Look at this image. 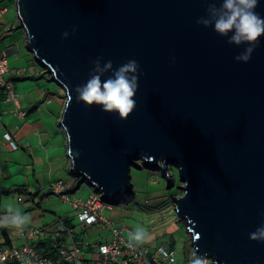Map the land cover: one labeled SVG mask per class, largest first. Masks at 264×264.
<instances>
[{
    "label": "water",
    "instance_id": "water-1",
    "mask_svg": "<svg viewBox=\"0 0 264 264\" xmlns=\"http://www.w3.org/2000/svg\"><path fill=\"white\" fill-rule=\"evenodd\" d=\"M208 3L15 0L29 48L65 89L73 170L120 202L135 195L133 165L161 169L168 184L174 165L184 183L175 210L194 252L264 264V242L249 238L264 223V35L247 63L237 61L248 45L197 23ZM255 11L264 17V0ZM97 57L101 68L139 64L136 107L125 120L75 100Z\"/></svg>",
    "mask_w": 264,
    "mask_h": 264
},
{
    "label": "crops",
    "instance_id": "crops-1",
    "mask_svg": "<svg viewBox=\"0 0 264 264\" xmlns=\"http://www.w3.org/2000/svg\"><path fill=\"white\" fill-rule=\"evenodd\" d=\"M8 6L10 9L1 18L4 21H0V43L4 47L6 46L9 55L16 57V64H21L24 60V50L32 55L34 53L28 46L27 34L22 26L17 9L15 8V11L10 5ZM7 14L10 17L9 19L6 17ZM33 56L41 63L35 54ZM41 65L40 69L34 64L29 66L10 64L11 67L16 69H23L21 74L15 77V81L22 82L20 84L16 83V90L18 93L17 101L20 107L26 110L25 116L14 112L16 102L9 99L5 89L0 87V188L25 187L28 191L25 193L29 196H20V204L31 198L32 201L36 200L38 197L34 196L36 192H39L40 195L46 192L54 193L51 185L55 181H65L68 190L75 192L82 186L81 184L78 187L79 182L86 180L73 170L67 133L61 122L67 101L65 89L48 71V68L42 63ZM39 69L44 71L41 75L44 80L49 75V81L56 82L59 88L46 86L43 81L37 80V76L31 74V72H37ZM28 79H34V81ZM17 126L18 130L13 133V137L20 144L21 150L10 148L3 136L4 131L15 130ZM8 128L9 130H7ZM12 151H15V153ZM153 177L155 178V176ZM10 193L0 192V217L6 214V208L9 204L16 206ZM6 195L9 197H5ZM169 200H167L168 203H170ZM36 206L43 207L48 212H55L47 209L42 204L40 205V202ZM32 207V205L27 207L26 204H22L19 209L24 213L26 209ZM73 210L74 213L67 211L65 216L58 217V219H53L46 214L42 215L40 212L37 213L39 217L35 219L33 213L30 212L31 220L26 226L43 228L42 233L30 239V242L43 246L44 240H47L48 244L52 245L54 243L52 233L57 229V225L62 219L69 225H75L78 236H80L76 238V242L84 252L91 253L95 248V242L111 240L112 231L109 224L108 227L104 223L82 226L75 216L77 210L74 208ZM38 237L40 238L38 239ZM16 239L20 240L19 243L16 242ZM7 240L10 241V245L17 243L19 245L16 246H20L28 239L22 234V229L0 227V243H7ZM85 240H88L90 244L83 243ZM170 242H173L172 238ZM93 255L96 256V252H93Z\"/></svg>",
    "mask_w": 264,
    "mask_h": 264
},
{
    "label": "built area",
    "instance_id": "built-area-1",
    "mask_svg": "<svg viewBox=\"0 0 264 264\" xmlns=\"http://www.w3.org/2000/svg\"><path fill=\"white\" fill-rule=\"evenodd\" d=\"M9 7L0 4V19L8 12ZM23 71L22 68H13L8 61L7 49L0 47V87L5 89L8 98L17 104L15 113L25 116L26 110L19 108L17 101V90L15 76ZM1 120V118H0ZM4 138L12 149L20 148V144L13 138L8 131L4 132ZM51 188L58 194L63 201L68 202L77 210L76 219L80 225L90 226L93 224L107 223L111 226L112 238L109 241L95 242L92 253L82 251L77 244L78 232L75 225H69L62 219L57 225V229L52 233L54 243H60L56 251L55 258L43 255L38 244L30 242L33 237L39 236L43 228L38 226H24L22 234L28 239L20 246L0 244V263L2 264H173L176 255L170 243H162L155 249L148 244L137 245L129 248L128 240L124 235L126 229L130 227L121 223L118 224L109 219L104 213L107 208H112L114 201L103 197V192L97 186L88 197L74 199L65 181L59 180L52 183ZM124 230V231H123ZM40 237H38L39 239ZM46 242V240H44ZM89 245L88 240L83 241ZM52 247H48V251ZM46 249V247L44 248ZM96 252V256L93 255ZM167 253V256H165ZM202 255V254H198ZM209 264H221L211 256H207ZM189 264V263H188Z\"/></svg>",
    "mask_w": 264,
    "mask_h": 264
},
{
    "label": "clouds",
    "instance_id": "clouds-1",
    "mask_svg": "<svg viewBox=\"0 0 264 264\" xmlns=\"http://www.w3.org/2000/svg\"><path fill=\"white\" fill-rule=\"evenodd\" d=\"M258 2L259 0H219V6H217V0H209L206 9L207 16L198 19L197 23L205 27H212L217 34L227 37L228 44L237 46L248 45L243 52L235 57L237 61L247 63L259 44V38L264 35V17H261L255 11ZM73 32H75V29H73ZM68 35V32H64L63 38H67ZM101 60L102 57H97L92 61L94 67L89 73L88 80L86 83L75 87V100L77 103L83 102L88 107L93 105L101 106L102 111L117 113L121 120H125L136 107L134 97L138 90L139 64L136 60L131 59L113 70L111 60L104 63L103 68L100 67ZM109 70H113L112 75L102 81L101 75ZM19 108H21L20 105ZM172 166L170 165V168ZM181 184L184 183L181 182ZM169 185L171 184H168V187ZM179 195L181 194H177V196ZM175 197L173 195L171 200H174ZM130 198L132 199L133 197ZM30 220L31 217L28 214L9 204L6 208V214L0 217V227L22 229ZM249 238L252 241L264 242V223L258 226L254 232L249 233ZM147 239V230L141 226H135L134 230L128 233V246L129 248H134L137 245L144 244ZM169 243L173 247V243ZM192 249L194 251L193 247ZM198 251L197 249L193 253V258L189 260V264H209L207 253L198 255ZM165 256H167V253H165Z\"/></svg>",
    "mask_w": 264,
    "mask_h": 264
},
{
    "label": "rangeland",
    "instance_id": "rangeland-1",
    "mask_svg": "<svg viewBox=\"0 0 264 264\" xmlns=\"http://www.w3.org/2000/svg\"><path fill=\"white\" fill-rule=\"evenodd\" d=\"M0 4H8L16 11L14 0H0ZM6 17L8 19L10 18L8 14ZM0 21L2 22L4 20L0 19ZM0 47L4 49L6 48L2 43H0ZM26 51L24 50V60L21 64H16L17 59L14 55L8 56L9 64L15 66H29L30 64H34L41 69L42 65L35 59L33 56L34 54H29ZM40 69L37 70V72H31V74L37 76V80L43 81L46 86L59 88L56 82L49 81V75L46 76V80H44V78L41 77L44 71ZM28 80L34 81V79ZM16 83L20 84L22 82L15 81V84ZM59 90L61 91V89ZM13 110H15V108ZM7 130H9V128ZM16 130H18V126L15 127V130H10L11 134L13 135ZM19 150H21V148ZM12 152L15 153V151ZM130 172L134 184V197L130 201L123 200L113 203L112 208L104 210V214L114 222L118 224L125 223L130 227L127 231L123 230L126 238L128 237V233L134 230L135 226L145 228L148 232V239L144 244H148L152 249H155L164 242L169 243L172 238L174 241L173 248L176 255V261L174 264H187V262L193 258V249L190 245L191 236L185 229V224L178 220L174 200H169L173 195L177 196V194L183 193V190L179 188L181 185L179 169L174 165L171 168H168L170 183L172 179L175 178L174 184L171 187H168V179L166 175L157 167L143 166L142 168H139L137 165H133ZM153 176H155V178ZM92 186L93 185H91L88 180H82V186L72 193L73 198L84 199L88 197V195L94 190ZM24 195L29 196V194L19 193L18 191L10 193L11 199L13 198L15 200L16 207L20 208V205L22 204H26L27 207L31 205L33 206L31 209H26L24 213L29 215V213L32 212L35 219L39 217L37 215L38 212L42 215H49V217L53 219L65 216L67 211L72 213L75 212L72 205L63 201L58 194L51 193L49 196L44 197L40 203V205L42 204L47 209L55 212H48L45 208L36 206L38 205L37 203L40 200V196L34 201H32L31 198L20 204V196ZM5 197L9 196L6 195ZM167 200H169L170 203H168ZM104 225H107L106 227H108V224L105 223ZM19 241V239H16L17 243H19ZM17 243L15 245H19Z\"/></svg>",
    "mask_w": 264,
    "mask_h": 264
},
{
    "label": "trees",
    "instance_id": "trees-1",
    "mask_svg": "<svg viewBox=\"0 0 264 264\" xmlns=\"http://www.w3.org/2000/svg\"><path fill=\"white\" fill-rule=\"evenodd\" d=\"M173 169V168H172ZM85 179V178H84ZM174 180L175 179H173L172 181H171V185H173L174 184ZM82 184V181H80L79 182V185H78V187L80 186ZM77 187V188H78ZM76 188V189H77ZM75 189V190H76ZM74 190V191H75ZM16 191H18L19 193H23V194H26L25 192H28L27 191V189L25 188V187H22V186H19V187H17V188H15V189H2V188H0V192H2V193H10V192H16ZM32 194V193H31ZM50 195V192H46V193H44L43 195H40V193L39 192H36V193H34V196H40V200H39V202L41 203L42 202V199L44 198V197H46V196H49ZM131 197V196H130ZM131 200V198L130 199H127V201H130ZM38 204V203H37ZM80 236H77V238H79ZM9 240V239H8ZM7 240V243H4L5 245H10V241H8ZM174 242V241H173ZM172 242V243H173ZM9 243V244H8ZM1 244V243H0ZM59 244L60 243H57V242H55V243H53L52 245H49L48 244V242H47V240H46V242H44V245L43 246H40V245H38V247L40 248V252L43 254V255H47V256H50V257H52V258H55V256H56V251H57V249H58V246H59ZM46 247V249H44ZM48 247H52L51 248V250L50 251H48ZM92 253V252H91ZM150 263V262H149ZM148 263V264H149Z\"/></svg>",
    "mask_w": 264,
    "mask_h": 264
},
{
    "label": "bare ground",
    "instance_id": "bare-ground-1",
    "mask_svg": "<svg viewBox=\"0 0 264 264\" xmlns=\"http://www.w3.org/2000/svg\"><path fill=\"white\" fill-rule=\"evenodd\" d=\"M5 5V4H4ZM124 200V199H123ZM114 201H116V200H114Z\"/></svg>",
    "mask_w": 264,
    "mask_h": 264
}]
</instances>
